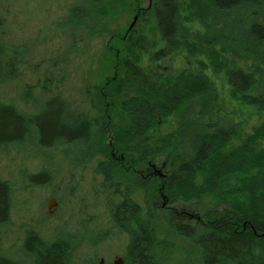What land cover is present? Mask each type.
<instances>
[{
  "label": "rangeland",
  "instance_id": "rangeland-1",
  "mask_svg": "<svg viewBox=\"0 0 264 264\" xmlns=\"http://www.w3.org/2000/svg\"><path fill=\"white\" fill-rule=\"evenodd\" d=\"M109 1L0 0V101L33 113L40 110L44 100L58 95L67 103L68 120L90 112L100 117L102 125L117 108L118 97L108 99L107 94L118 93L126 80L144 83L154 76L190 72L206 75L212 91L207 97L192 100L185 109V127L187 123L194 131L196 125L199 129L203 123L212 122L214 132L224 130L230 135L227 147L231 152L256 129L264 130V112L256 113L247 105L238 111L239 102L231 100V87L223 74L215 73L210 66L204 68V64H210L211 50L219 53L223 48H231L227 56L238 60L237 66L243 69L259 62L235 42L236 34L249 39L246 26L256 17L247 12L240 24L228 25L248 9L217 11L209 0H177L180 31L170 42L156 28L153 0H139V4L136 0L129 8L116 5L105 14L102 9ZM74 8L85 11L84 21L68 23ZM257 16L260 20L261 14ZM215 28L225 31L220 39ZM116 31L120 33L118 42L114 40ZM219 40L228 47H222ZM118 43L126 49L122 50L118 67L111 68L108 52L118 48ZM259 75L253 95L264 91V78ZM178 121L172 117L165 130L177 129ZM118 137L114 127L112 130L106 125L103 137L98 139L100 150L89 164L74 160L82 158L80 145L49 150L30 141L24 150L0 147V178L14 187L10 221L0 226V254L30 264L19 247L26 231L34 229L48 239L67 238L73 245L71 264H114L118 257L127 264L129 235L115 222L112 210L129 197L142 207L143 219L169 245L167 251L157 253V264H201L200 249L174 231L170 220L178 218L200 225L205 213L225 212V203L211 194L181 201L172 199L165 190L155 191V182L171 173L165 156L150 159L142 168L121 167L109 183L97 172V163L108 160L123 164L127 157L136 158L138 153L135 140L119 137L131 145V149L124 150ZM183 140L187 142L183 150L190 154L189 137L184 135ZM260 141L264 147V139ZM43 171L50 174L46 183L34 185L27 181L30 174ZM193 183L201 184V177ZM52 199L56 204L49 207Z\"/></svg>",
  "mask_w": 264,
  "mask_h": 264
},
{
  "label": "trees",
  "instance_id": "trees-1",
  "mask_svg": "<svg viewBox=\"0 0 264 264\" xmlns=\"http://www.w3.org/2000/svg\"><path fill=\"white\" fill-rule=\"evenodd\" d=\"M109 2L104 5L105 10L102 5L105 14H110L109 11L116 5L129 8V5H135L136 0ZM209 2L217 11L249 10H242L243 17H234L231 23L227 22L228 25L240 24L247 12L256 17L246 26L249 39L236 34L235 42L259 62L243 69L237 66L238 60L227 56L231 48H223L219 53L211 50L210 64L205 62L204 68L210 66L215 73L223 74L225 82L231 87V100L239 102L241 108L238 111L247 105L256 113H262L264 91L258 95H253L251 91L258 82L259 73L264 78V0ZM257 13L261 14L260 20H257ZM153 14L161 37L173 42L180 31L178 1L153 0ZM70 16L68 23L74 20L82 22L86 14L82 8H74ZM214 32L219 34L220 39L225 31L215 28ZM231 34L229 37H232ZM115 36L114 40L118 42L120 33L116 31ZM219 42L222 47L227 46L221 40ZM117 46L111 53L108 52L111 68L118 67L122 50L126 49L119 43ZM160 55L165 56L164 53ZM239 57L245 61L242 56ZM254 68L259 73L252 71ZM143 82L126 80L118 93L107 94L108 99L118 97L117 108L102 125L100 117L90 112L81 113L74 121L68 120L67 103L58 95L44 100L40 110L33 113L23 112L12 103L0 101V147L24 150L30 141L49 150L80 145L82 158L74 160L79 164H89L100 150L98 139L103 137L106 125L112 130L114 127L119 137L135 140L138 153L136 158L127 157L123 164L100 160L96 170L105 176L106 181L110 183L114 172L121 167L142 168L150 159L165 156L171 173L155 182V191L165 190L172 199L181 201L211 194L227 207L223 213H205L200 225L182 222L178 218L170 220L174 231L188 237L200 249L201 264H264V147H261V141L258 142L264 139V130L256 129L242 146L231 152L227 147L230 135L224 130L218 134L214 132L212 122L203 123L199 129L196 125L194 131L187 123L186 127L183 125L182 113L192 100L207 97L212 91L206 75L181 72L172 77L154 76L151 81L149 78ZM172 117L179 120L177 129L168 132L164 126ZM184 135L189 137L190 154L183 150L187 145ZM119 137L123 149H131V145L124 144ZM44 172L30 174L27 181L34 185L46 183L50 174ZM198 177H201L202 183H193ZM13 191L11 182L0 178V226L10 221ZM112 216L129 235L127 264H157V253L169 249V245L143 219L142 207L129 197L113 207ZM72 248V243L65 237L48 239L34 229H28L26 237L20 242L19 251L30 264H71ZM0 264L20 263L0 254Z\"/></svg>",
  "mask_w": 264,
  "mask_h": 264
},
{
  "label": "water",
  "instance_id": "water-1",
  "mask_svg": "<svg viewBox=\"0 0 264 264\" xmlns=\"http://www.w3.org/2000/svg\"><path fill=\"white\" fill-rule=\"evenodd\" d=\"M55 203V200L52 199L50 201L49 207H53ZM114 264H124V259L122 257H118V259L114 262Z\"/></svg>",
  "mask_w": 264,
  "mask_h": 264
},
{
  "label": "flooded vegetation",
  "instance_id": "flooded-vegetation-1",
  "mask_svg": "<svg viewBox=\"0 0 264 264\" xmlns=\"http://www.w3.org/2000/svg\"><path fill=\"white\" fill-rule=\"evenodd\" d=\"M150 8H151V7H150ZM150 8H149V9H150ZM163 178H164V177H160L161 180H162ZM124 264H125V263H124Z\"/></svg>",
  "mask_w": 264,
  "mask_h": 264
}]
</instances>
